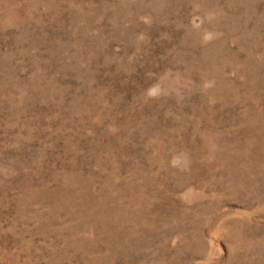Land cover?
Wrapping results in <instances>:
<instances>
[{
    "label": "rangeland",
    "instance_id": "374dc122",
    "mask_svg": "<svg viewBox=\"0 0 264 264\" xmlns=\"http://www.w3.org/2000/svg\"><path fill=\"white\" fill-rule=\"evenodd\" d=\"M0 264H264V0H0Z\"/></svg>",
    "mask_w": 264,
    "mask_h": 264
}]
</instances>
